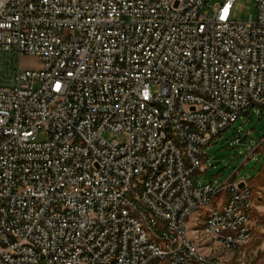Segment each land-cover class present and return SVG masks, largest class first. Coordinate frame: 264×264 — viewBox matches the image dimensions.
Instances as JSON below:
<instances>
[{
	"label": "built area",
	"instance_id": "obj_1",
	"mask_svg": "<svg viewBox=\"0 0 264 264\" xmlns=\"http://www.w3.org/2000/svg\"><path fill=\"white\" fill-rule=\"evenodd\" d=\"M236 2L0 0V53L19 59L0 85V264H106L116 249L118 264H231L185 238L190 210L218 188L227 199L208 229L230 247L252 243L247 182L195 180L210 142L264 107V0L247 22L233 19ZM123 203L132 211L118 220ZM167 230L177 239L163 245Z\"/></svg>",
	"mask_w": 264,
	"mask_h": 264
},
{
	"label": "rangeland",
	"instance_id": "obj_2",
	"mask_svg": "<svg viewBox=\"0 0 264 264\" xmlns=\"http://www.w3.org/2000/svg\"><path fill=\"white\" fill-rule=\"evenodd\" d=\"M217 1L212 0V5ZM257 15L255 0H237L233 12L235 21L247 22L250 17L256 19ZM22 62L28 66H37L34 59L23 58ZM18 66L19 59L15 53H0V85H9ZM105 137L109 141L122 140L111 134H106ZM40 139H47V135L42 133ZM203 167L195 177L199 185L218 186L228 180L233 183L246 181L248 186L251 185L252 199L258 209L250 239L253 241L247 248L226 249L202 233L206 217L211 211L218 209V201H226V193L218 195L209 206L201 207L190 217L186 229L188 239L194 241L206 255L214 258L236 264H264V107L250 111L223 134L214 138L204 149ZM257 176L256 180H251ZM162 263L171 264L169 260L156 264Z\"/></svg>",
	"mask_w": 264,
	"mask_h": 264
},
{
	"label": "bare ground",
	"instance_id": "obj_3",
	"mask_svg": "<svg viewBox=\"0 0 264 264\" xmlns=\"http://www.w3.org/2000/svg\"><path fill=\"white\" fill-rule=\"evenodd\" d=\"M170 113H178V106H170ZM169 142H171V134H161V137L157 139V148H165ZM125 152H133V145H125ZM165 171H167V162H159L157 164V175H164ZM235 183L227 181V185H234ZM146 189V180H139L137 182H133L131 185V197H139V192L144 191ZM226 193V188H218L215 191H212L211 195L207 197V199L201 204L199 207H195L190 210L188 219L184 221V228L187 229V223L190 217L198 211L201 207L209 206L214 198L218 195ZM227 199V196H226ZM220 203L218 201V209H215L210 212V214L206 217L204 222V228L202 233L207 237L212 239L218 245L226 248V249H237L239 247H230L229 241L218 238V234L216 231L208 229L209 225L215 220L217 214H220ZM244 203H248V216L245 217L244 229L247 231V240L252 238V228H251V216L250 212L253 208L252 200H251V191H247V195H244ZM162 203H153V212H161ZM132 211V203H123L118 211V220H125L127 218V212ZM141 232H149V225H141ZM226 235L228 236H237V228L234 226H226ZM185 238L187 243L193 247V251L198 254V256H202L206 258V261H214L216 260L219 263H231L224 261L219 258H214L206 255L199 246L195 244L194 241L189 240L187 237V230L185 231ZM171 239H177V232L175 230H167V236H162V244L170 245ZM153 243H161V236H153ZM123 249H116L115 254H109V259L106 260V264H118V258H122ZM169 260V254H155V261L149 264L161 263L162 261ZM174 264V262H170ZM163 264V263H162ZM190 264H197V261H190ZM236 264V263H231ZM238 264V263H237Z\"/></svg>",
	"mask_w": 264,
	"mask_h": 264
},
{
	"label": "crops",
	"instance_id": "obj_4",
	"mask_svg": "<svg viewBox=\"0 0 264 264\" xmlns=\"http://www.w3.org/2000/svg\"><path fill=\"white\" fill-rule=\"evenodd\" d=\"M251 200H252V204H253V208H252V210H251V212H250V216H251V219H252V216H253V219L251 220V228H252V232H254V227H255V221H254V217H256V215H257V206H256V204H255V201L251 198ZM254 237V236H253Z\"/></svg>",
	"mask_w": 264,
	"mask_h": 264
},
{
	"label": "trees",
	"instance_id": "obj_5",
	"mask_svg": "<svg viewBox=\"0 0 264 264\" xmlns=\"http://www.w3.org/2000/svg\"><path fill=\"white\" fill-rule=\"evenodd\" d=\"M239 141H241V139H238ZM263 169V168H262ZM262 171V170H261ZM261 173V172H260ZM259 173V174H260ZM259 176V175H258ZM258 176L256 178H253L251 180H256L258 178ZM250 183H252V181H250ZM249 187L251 188L250 191H251V198H252V194H253V188L251 187V185H249Z\"/></svg>",
	"mask_w": 264,
	"mask_h": 264
},
{
	"label": "water",
	"instance_id": "obj_6",
	"mask_svg": "<svg viewBox=\"0 0 264 264\" xmlns=\"http://www.w3.org/2000/svg\"><path fill=\"white\" fill-rule=\"evenodd\" d=\"M244 187V184L242 183L241 185H240V188H243Z\"/></svg>",
	"mask_w": 264,
	"mask_h": 264
},
{
	"label": "snow or ice",
	"instance_id": "obj_7",
	"mask_svg": "<svg viewBox=\"0 0 264 264\" xmlns=\"http://www.w3.org/2000/svg\"><path fill=\"white\" fill-rule=\"evenodd\" d=\"M226 11V10H225Z\"/></svg>",
	"mask_w": 264,
	"mask_h": 264
}]
</instances>
